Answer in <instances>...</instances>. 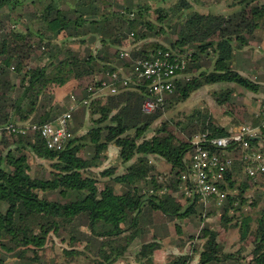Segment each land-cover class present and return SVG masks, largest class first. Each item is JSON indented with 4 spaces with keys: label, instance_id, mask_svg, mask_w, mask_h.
<instances>
[{
    "label": "trees",
    "instance_id": "1",
    "mask_svg": "<svg viewBox=\"0 0 264 264\" xmlns=\"http://www.w3.org/2000/svg\"><path fill=\"white\" fill-rule=\"evenodd\" d=\"M195 4L206 5L202 0H0V126L55 120L72 97L85 99L110 80V72L129 70L133 60L159 50H194L177 89L166 96V109L214 83L233 82L258 92L260 85L233 67L232 59L264 26V1L231 0L227 13L202 12ZM132 33L131 57L124 58ZM162 35L165 41L159 40ZM216 94L239 122L261 127L262 114L245 119L247 106L232 89ZM148 95L147 85L132 84L94 98L73 113V137L59 151L49 149L38 132L0 134V264L10 257L16 264H62L59 257L63 264H119L137 241L141 246L134 258L151 263L165 241L184 235L182 219L210 214L220 215L224 230L235 222L237 243H250V251H228L220 232L205 225L198 231L203 243L164 264H264V204L254 213L246 209L257 205L256 197L248 203L247 193L264 187V174L256 180L248 175L237 186L234 165L244 168V163L235 142L227 148L234 164L219 183L235 192L221 205L184 195L179 186L195 135L231 132L208 109L157 123L161 110L141 111ZM249 143L264 152L258 137L251 136ZM110 145L119 150V165L98 170L109 158ZM153 158L170 165L169 172H159ZM36 159L49 165L34 167ZM55 238L64 246L49 258Z\"/></svg>",
    "mask_w": 264,
    "mask_h": 264
},
{
    "label": "built area",
    "instance_id": "2",
    "mask_svg": "<svg viewBox=\"0 0 264 264\" xmlns=\"http://www.w3.org/2000/svg\"><path fill=\"white\" fill-rule=\"evenodd\" d=\"M133 40L134 34L132 33L130 45L122 50V57H131ZM193 54V48H187L184 53L159 50L153 57L135 59L129 70L120 68L110 72V80L105 81L97 91L90 92L85 99L79 101L72 97L69 108L55 120L43 125L30 122H10L0 126V134L4 131L8 134L20 135L30 131L38 132L49 149L62 150L73 137L70 126L74 112L88 105L96 97L105 98L106 95L117 94L130 88L132 84H145L148 87L149 95L143 99L141 105V111L144 114H153L158 110H163L166 96L177 89V83L184 76ZM261 111L263 118L261 127L241 125L234 133L225 137L209 138L204 133L195 135L193 139L195 149L190 158V165L183 174L182 183L179 186L184 195L189 198L198 195L205 205L211 200L221 205L229 194L235 192L234 188L223 190L219 186V183L225 180V173L234 164V156L232 153H227V148L235 142H239L242 147L245 173L255 180L260 174H264V152L251 149L249 143L251 136H264V100H262ZM210 146L221 152L209 150Z\"/></svg>",
    "mask_w": 264,
    "mask_h": 264
},
{
    "label": "rangeland",
    "instance_id": "3",
    "mask_svg": "<svg viewBox=\"0 0 264 264\" xmlns=\"http://www.w3.org/2000/svg\"><path fill=\"white\" fill-rule=\"evenodd\" d=\"M145 1V0H143ZM204 3H206V5H198L195 4L194 8L198 9L202 12H207V11H214V12H219V13H227L228 11V7H229V3L231 0H202ZM18 13H21V8L18 10ZM159 40L165 41L166 37L164 35H162ZM252 42V44H257L258 46L262 47L263 45H261L260 41L258 40H253L250 41ZM74 47L78 48L80 47L79 45H74ZM264 48V47H263ZM259 65H261V70L264 71V59L259 60ZM264 76V75H263ZM260 78V77H259ZM259 80V79H258ZM261 80V78H260ZM262 83H264V79L261 80ZM227 83H223V86H226ZM225 88H218V87H212V85H208V86H204L200 89H198L197 91H195L191 97L188 99V101L186 102H182V103H176L174 105H172L171 107H169L168 109L163 108L162 111V115L160 117V119L157 121V123H160L161 121H168V120H181V119H185V116H187L188 114H192L194 113L195 109H208L213 116V119L216 123L221 124L223 126L228 127L227 121H229V117L233 116V114H231V112H227L226 108L224 106H221L217 99H222L223 96L221 95H217L216 92H222V90ZM244 89V88H243ZM260 93L264 94V84L262 85V89L260 91ZM235 94L238 95V101L239 104H244V95H242V93L236 92ZM250 116V114H248ZM242 116V115H241ZM235 120H241V118H238V114L237 117H234ZM245 119L248 120H252V117H248L245 116ZM73 124V122H72ZM71 124V125H72ZM241 124H250L251 125V121H247L246 123H241L239 122V125ZM262 146L264 147V142L262 143ZM117 149L116 147H110L108 149V156H109V160L107 161V163H105L103 165V167H101V169L98 170H102L107 168V166L110 165H119V156L116 152L115 149ZM118 150V149H117ZM153 162L157 165V170L163 174H167L169 172L170 169V165H168L164 160L160 159V158H153ZM38 163H42L44 165H49L48 161H44V160H40V159H36L34 162V167H36V165ZM235 170H234V179L237 181V186H239V184L241 182H243L244 180H246L248 174L245 173L244 169L242 168L241 164L236 166L234 165ZM124 168V166H120L118 171H122ZM253 190V189H252ZM250 196V199L248 200V203H251L253 198L256 197L257 198V205L253 206V207H246V209H250L249 211H251L252 213H254V211H258V209L260 208V206H262L264 204V187H261L257 192L255 190H253V192L247 193ZM185 204L187 202H184ZM181 223L183 224V230H184V235L182 237L180 236H175V237H171V239L165 241L163 243V248L161 250H158L156 252V264H163V263H168L170 261H172L173 257L175 255L181 254V253H186L192 250L193 244H198V243H203L205 241L204 238L198 237V231L201 227L205 226V225H209L215 229H217L224 242L226 245V249L228 251H231L233 249H237L239 247H241L242 252L247 253L250 251L251 249V244L247 243L244 245H239L237 243L238 239H239V231H238V226L235 225L233 222L232 224H230L228 226V229L224 230L220 227V215L217 214H210L208 215L206 218H201L200 216H192L191 218H187V219H182ZM194 234V236H192L193 238L191 239L190 237H188L187 235H192ZM56 241V246L53 242H51L50 247L48 248V252L47 255L48 257H55V253L56 252H60L61 251V247L64 246V244L58 239L55 238L54 239ZM134 247H131V253L130 255L136 254L141 246V242H137L133 245ZM0 251H2L0 249ZM2 254H4V252H1ZM5 255V254H4ZM199 255H195V259L193 261V263H197L199 260ZM133 259L138 262V260L136 258L133 257ZM57 261H59L60 263L63 264V258L59 257L56 259ZM155 260V259H154ZM146 262V264H155V262ZM7 264H16V261L10 257L9 259H7ZM126 262L124 261L122 264H125ZM49 264H55L53 262H50Z\"/></svg>",
    "mask_w": 264,
    "mask_h": 264
},
{
    "label": "crops",
    "instance_id": "4",
    "mask_svg": "<svg viewBox=\"0 0 264 264\" xmlns=\"http://www.w3.org/2000/svg\"><path fill=\"white\" fill-rule=\"evenodd\" d=\"M261 1H264V0H261ZM228 8L229 9L227 12L231 11L233 9V6H229ZM259 28L260 29L257 31V37L253 40L260 41L261 45H263V46L260 47L257 44H252V42H249V44L244 46L243 48H238L235 51L234 57L232 59L233 67H235L237 70H239V72L243 76H245L249 79H252L253 81H255L256 83H258L260 85L259 91L253 92L251 90L250 91L245 90L233 82L227 83L226 86H223V83L210 84V85H212V87L225 88V89L230 88L234 92L236 91V92L242 93V95H244V99H245L244 104L247 106V109H248L250 115L252 114V115H255L256 117L262 113L261 104H262V100L264 99V94L260 93V91L262 89V85L264 84L261 81L264 79V76H263L264 71L261 70V65H259V60L264 59V48H263L264 47V26L259 27ZM253 40H251V41H253ZM259 77L261 78V80ZM226 125H228V127H226V126H224V127H226L228 132H231V133H234L241 126V125H239V121L235 120L233 116L229 117V121H227ZM242 125H248V124H242ZM262 137L263 136H258V139L260 140L261 145L264 142ZM112 146L116 147L115 145H110L109 148ZM117 149H115V150L118 154L119 150H117ZM107 154H108V150H107ZM108 160H109V158H108ZM120 166H123V165H120ZM182 204L186 205L184 202ZM133 245L131 247H134ZM131 247H130V249H131ZM156 252H155V254H156ZM130 253H131V250L127 253L126 258L119 264H122L124 261L126 262L125 264H140L139 262H136L133 259L135 254L130 255ZM155 257H156V255L154 256V258ZM154 262L156 264V258H155Z\"/></svg>",
    "mask_w": 264,
    "mask_h": 264
}]
</instances>
